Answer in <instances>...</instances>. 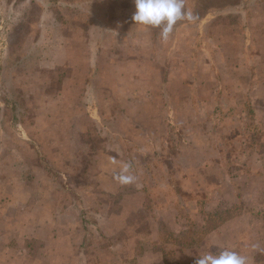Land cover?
<instances>
[{"label": "crops", "instance_id": "crops-1", "mask_svg": "<svg viewBox=\"0 0 264 264\" xmlns=\"http://www.w3.org/2000/svg\"><path fill=\"white\" fill-rule=\"evenodd\" d=\"M87 1L94 2V5H101L99 0H61L62 6H58L70 9L73 14L79 12L78 15L72 16L73 18L70 17L73 20L72 24L67 23L72 29V34L69 33L66 37L70 45L68 51L72 53L70 58L75 60L69 65L63 76L62 88H59L63 102H67L65 107L70 109L68 120L56 119L52 114L53 111L49 109L51 105H42L39 100L32 103L34 110L29 117V125L36 133L29 136L18 132L17 135L24 141L30 137L36 141V144H29L26 147L27 154L29 155L30 152L32 156L29 166L26 167L30 170V174L23 177L20 174L23 168L21 166L18 171H15V179L11 180V177L4 176L0 181V204L2 203L0 217L7 216L6 206L12 204L9 201L11 197L7 199L8 197L2 191L6 187L17 185L18 188L15 191V194H19L17 202L22 201L18 205L31 204L32 206L27 211L39 222L40 216L32 214L33 207L39 205V202L47 196L44 195V191L51 197L53 192L50 190L55 186L56 181L47 174L39 175L41 167L37 161V151L45 157V161L54 171L64 170L66 172L67 164H63V168L58 169V163H55L52 158L54 155L63 157L66 155L70 159V167L74 166L71 169L76 176H70L71 182L66 183L67 186L64 185L66 181L59 183L62 189L67 190L65 192L57 190V193L61 194L59 195L60 200L66 199L67 195L69 196L67 198L72 197L73 202L64 200L63 204L61 203V209L58 210V217L66 220L64 224L66 230L62 232L65 241L64 251L70 254L72 250H75L79 255L76 263L66 255L69 260H63L59 264H164L162 250L167 247L172 248L165 242L166 235L176 238L180 236L167 231L168 220L171 218L173 223L183 228L181 227L182 211L184 216L189 214L192 219L195 218L194 214L201 215V224L206 223L205 220L210 214L226 213L217 224L202 231L200 239L194 237L195 240L186 246L184 252H182V246L173 245L176 254V247H179L178 253L182 255L183 262L185 258H199L209 252L218 254L221 250L227 249L246 257L247 264H264V152L255 144V148L248 147L245 152L241 153L244 159H239L236 163L233 157L238 152L230 149L225 143L231 131L226 134L222 133V135L218 132L216 136L212 133L217 128H224L226 124H229L227 118L224 117L222 121H218L216 116L206 115L204 119H198L195 111L190 110V118L184 120L182 125L178 124V117H168L166 83L169 69L167 62L163 59L164 57L153 52L151 47L144 46V39L147 37L152 38L150 43H153L158 28L149 29V26L134 25L131 20L129 21V14H133L135 6L126 0L125 4H115L114 7L108 5L102 8L106 17L121 14L118 10L126 13L121 14L120 22L98 23L96 26L102 33L99 41H96L89 34L91 29H88L83 22V18H89L84 15ZM30 2L36 7H29L28 11H35L39 8L38 0H30ZM92 8L86 11L92 14L95 21L97 15L92 13V10L96 8L94 6ZM1 9H12L18 12L23 8L17 7L16 0H0ZM185 10H188L187 5H185ZM1 28L3 26L0 24ZM2 32L3 30L0 31ZM13 40H16V37ZM0 44L2 45L0 46V63L5 58L2 52L10 44L14 45V54L11 57L23 58L20 53H16L17 41H5L0 35ZM186 46L191 49L188 51V56L181 52L175 54L179 59L178 67L182 69L179 77L181 85L189 87V92H192L193 86L196 85H192L188 77L194 78L198 73L193 72L192 74L188 70L194 68L189 61L197 58L196 52L198 51H202V65L205 70L204 68L200 70L205 72L206 75H203L207 77L204 82H211L212 77L215 83V73L208 70L211 68L212 60L207 52L210 53L209 51L216 50V48L209 47V40L204 41L203 46L196 52H193L194 44ZM157 47L158 50L161 49L160 46ZM260 56L262 53L258 51V57ZM105 57L109 62L108 65L112 66L110 71H103L98 64V61ZM80 63H87L86 72L83 74L78 73L81 66L76 68V65ZM17 73L20 75V72ZM76 75H81L82 79H75ZM200 83L196 85V91L200 90L198 87ZM182 92H185V89ZM182 100L188 108L192 109L193 100L183 98ZM254 104L256 103L251 101L253 111ZM103 105L106 116L110 117L113 125L118 127L119 124L122 135H117L118 133L109 137L104 135L101 145L89 143V145H94L91 149L89 146L86 150L83 147L62 151L57 146L56 140H78L83 145L86 143L84 131L74 128L79 124L75 121L77 109L90 108L93 111L95 108L98 113V109L102 113ZM78 114L81 115V112L79 111ZM96 116L90 114L89 118L95 120ZM249 118L245 117L246 120ZM256 118L258 120V117ZM41 120L51 125L49 131L42 134V137L39 136L42 130L40 129ZM212 120L216 123L212 124L213 129L210 133L206 124ZM59 122L69 127L62 137H58L59 134L52 130V126ZM25 123L26 120L23 117H18L15 121L17 126L15 129H22ZM218 123L220 127L216 125ZM184 128L186 130L182 132ZM247 129L248 124L245 123L243 129L245 139H248ZM180 136H192L191 145L193 147H190L189 151L182 150L177 143V146L170 145L171 138L178 141ZM40 139H46L47 145L43 147ZM205 139L207 140L206 146L196 145L197 141L203 142ZM257 139V136L253 138L254 141ZM16 153H20V150ZM150 154L158 157L160 163L166 166V170L159 171L157 178L151 174L153 166L149 161ZM259 154L263 157L258 162ZM135 155L141 157V164L135 162ZM82 157H87L88 161L85 158L82 160ZM193 158L202 159L204 162L195 168L188 165L186 167L190 168L178 170L177 164L181 159L185 161L188 159L193 164ZM125 163L131 165V174L136 177L133 184L121 185L114 179ZM37 176L45 184L40 185ZM66 176L68 175H62L64 180H67ZM37 184L41 187L40 194L35 189ZM159 195L164 196L163 202L154 199ZM85 202L92 203L96 207L81 211L85 209ZM54 213L56 214L55 211ZM10 217L16 218L12 215ZM53 219L54 214L48 213L47 221L41 223V226L51 228L54 224ZM39 226L40 223L35 230ZM1 233L3 232L0 231ZM13 234L17 236V232ZM73 234L81 236L79 242V236ZM97 235L106 243L95 249L102 254L97 255L96 261L92 263L93 260L88 259V254H83V250L90 243L95 244V241L88 240L90 237L95 240L94 236ZM114 241L118 242L117 245ZM41 252H44L42 257L47 254L42 248L37 257ZM12 254L14 251L9 253V260ZM53 261L47 254L40 264H55ZM9 262L4 259L0 261V264H9ZM37 263L39 264V261Z\"/></svg>", "mask_w": 264, "mask_h": 264}, {"label": "rangeland", "instance_id": "rangeland-1", "mask_svg": "<svg viewBox=\"0 0 264 264\" xmlns=\"http://www.w3.org/2000/svg\"><path fill=\"white\" fill-rule=\"evenodd\" d=\"M99 1L101 5H94V2L87 1V6L85 7L86 10L93 9L92 6L96 8V10H92V13H96L97 20L94 21L92 14L86 10H84L85 14L82 13L89 17L88 19L83 18V22L88 29H91L89 34L96 41H99L102 33L96 26L98 23L120 22L121 14L126 13L123 10H118V13L121 14L106 17V13L104 14L102 10L108 5L114 7L113 5L115 4H125L126 0H119L118 2L112 0L113 4L111 0ZM129 1L135 6L134 0ZM16 2L17 7L21 6V9L23 8L22 11L0 10V24L3 26L0 29V31L3 30L0 35L5 41H17L18 50L16 53H20L23 56L22 59L11 57L14 54L13 44L8 45L4 51L2 50L5 58L0 63V181L4 176L11 177V180L15 179V171H18L21 166L23 168L22 171L20 170V174L23 175L32 160L30 152L29 155L27 154L26 147L29 144H36V141L31 137L27 139L28 141H24L17 136L18 132L29 136L36 133L29 125V117L34 110L32 103L39 100L42 105H51L49 109L53 111L52 114L56 119L68 120L70 109L68 110L65 107L67 102H63L62 92L59 91V88H62L63 76L69 65L75 60L70 58L72 53L70 54L68 51L70 45L66 37H68L69 33L72 34V29L67 23L72 24V16L78 15L79 12L77 14L74 12L73 14L70 9L58 7L62 6L61 0H38L39 8L35 9V11L27 10L29 7H36V5L30 4V0H16ZM185 5H187L189 11L198 17L195 22L178 21L167 42L162 41L160 28H158V33L155 35L153 43H150L152 38L149 39L147 37L144 39V46L146 48L151 47L153 52H156L162 58L164 57L163 59L167 62L169 69L166 83L168 117H178V124L183 125L184 120L190 118V110L195 111L198 119H204V117H207L206 115L210 117L217 116L214 114V110L220 105L224 110H221L219 115L224 114L229 124H226L224 128H217L212 133L216 136L218 132L222 135V133L226 134L231 131L230 134L228 133V140H225V143L230 149L232 148L238 152L233 157L234 161L236 160V163H238L239 159H244L241 153L245 152L248 147L255 148V144L264 152V0H185ZM132 13L134 14V12ZM133 14H129V17L131 18ZM130 18L129 21H132ZM133 24L135 25L134 22ZM101 25L106 26L104 24ZM150 28L153 27L149 26ZM14 37H16V40H13ZM206 40H209L210 48L214 46L217 50L214 49L209 51L210 53L207 52L212 60L211 68L208 70L215 73V83L212 77L211 82L205 83L204 79H207V77H204L203 74L206 75V73L201 72L204 68L202 65L203 59L201 58L202 51L198 50H200ZM187 44H194L193 52L198 51L196 52L197 58L194 61H189L194 68L188 70L192 74L193 72L198 73L194 78L188 77L192 85H197L201 81L198 85L200 89L198 91H196L197 86L195 85L192 92H189L190 88L181 85L179 80L182 69L178 67L179 59L175 54L181 52L188 56V51L191 49L186 46ZM0 46L2 45L0 44ZM157 46H160L161 49L159 48L158 50ZM258 51L262 53V56L258 57ZM46 55L50 58L46 57ZM108 63L106 57L98 61L103 71H110L112 66H109ZM79 66L81 67L78 73H85L87 63L77 64L76 68ZM17 72H20V75ZM79 78L82 79V76H75V79L78 80ZM184 89L185 92H182ZM182 98L194 101L192 109L183 103ZM244 100H248L250 104L251 101L256 103L249 120L245 119L246 113L241 108V103ZM101 110L103 111L102 113H100V109H98V113L95 108L93 111L90 108L77 109L75 121L79 124L74 128L78 131H84L83 134L86 139L84 145L78 140L63 141L59 139L55 141L57 146L62 151L69 148L72 150L73 148L79 149L83 147L86 150L89 148V143L101 145L104 135L106 137L115 133L122 135V129H120L119 124L118 127L113 125L110 117L106 116L104 105ZM79 111L81 115L78 114ZM90 114L97 115L95 120L89 118ZM18 117H23L26 120L25 125L20 130L15 129L17 127L15 121ZM256 117H258V120ZM79 120L80 122H78ZM214 121H208L206 124L210 133L213 129L211 128L212 124L216 123ZM245 123L248 124L246 133L248 139H245V132H243ZM216 125L220 127L219 123ZM50 126L44 120H41L40 129L42 130H40L39 136L42 137V134L49 131ZM68 129V126L60 122L52 126V130L59 134L58 137L66 134ZM255 136L258 138L257 141L253 140ZM191 137L180 136L178 141L171 138L170 145L173 146L177 143L182 150L189 151L188 149L193 147L191 145ZM39 141H42L43 147L47 145L46 139H40ZM203 142L197 141L196 145L206 146L207 140L205 139ZM18 150H20V153L17 154ZM262 157L259 154L258 162ZM52 158L55 163H58V169H62L63 164H67L66 172L64 170H55L54 180L56 182L55 186L50 190L53 192L51 197L44 191V195L47 196L39 202V205H34L32 214L40 216L39 222L37 218L31 217V213L27 211L32 206L31 204L18 205L21 200L17 202L19 197V194H15L18 188L17 185L6 187L2 191L8 197L7 199L11 197L9 201L12 204L6 206L8 209V220L7 216L0 217V231L3 232L0 234V261L7 259L10 261L9 264L12 262L14 264H38L37 261H39L40 264L41 261H44L47 254L54 260L53 263L55 262V264L69 259L76 263L78 260L79 253L77 251L72 250L70 254L64 251L65 241L62 232L66 230L64 228L66 220L58 217L61 203L63 204L64 200L71 202L73 200L72 197L67 198L69 197L67 195L66 199L60 200L59 195L61 194L57 193V190H63L64 192L67 190L62 189L59 183L66 181L64 185L67 186L71 182L70 176L75 177L76 173L71 169L74 166L70 167L68 156L54 155ZM149 158L153 166L151 174L158 177L159 171L166 170V166L161 164L155 155L150 154ZM85 159L88 161L87 157ZM134 159L137 164L142 163L141 157L135 155ZM219 173L221 176V172ZM63 174L68 175L66 176L68 177L67 180H64ZM37 178L40 185L45 184L39 177ZM214 180H216V177H214ZM39 184L35 186L38 194L41 193ZM154 199L163 202L164 196H155ZM79 201L82 202V200ZM84 204L85 209L83 208L81 211L96 207L92 203L85 202ZM168 212L169 214L171 213L170 209ZM48 213L50 215L54 214L52 222L54 224L52 227L50 226L51 228H46L44 225L41 226V223L47 221L46 216ZM225 214V212L210 214L205 220L206 223L201 224V215L194 214L195 218L193 217L192 219L189 214L184 216L182 211L181 227L183 226V228L173 223L170 218L167 223V231L180 235L178 237V245L182 246L181 249L184 252L186 246L195 240L194 237L200 239L202 237L200 233L217 224ZM10 215L16 216V218L10 217ZM38 223H40V226L35 230ZM14 232H17V236L13 234ZM73 235L79 236L78 234ZM94 237L95 240L90 237L88 241H95V244L90 243L89 246H85L83 254H88L89 257L95 259L102 254L95 249L106 243V241L100 240L98 235ZM80 239L81 236H79L78 242ZM114 242L117 245L118 242ZM42 248L47 254L42 257L41 255L44 252H41L40 256L37 257ZM176 248L177 258L183 262L182 255L178 253L180 249L179 247ZM12 251H14V254L10 255L9 260L8 255ZM66 255H68L69 259ZM104 259L106 260V258ZM91 262L93 263V261Z\"/></svg>", "mask_w": 264, "mask_h": 264}, {"label": "clouds", "instance_id": "clouds-1", "mask_svg": "<svg viewBox=\"0 0 264 264\" xmlns=\"http://www.w3.org/2000/svg\"><path fill=\"white\" fill-rule=\"evenodd\" d=\"M135 11L132 21L141 26L161 29V39L167 42L178 21L195 22L191 11L185 10L184 0H134ZM114 179L121 185L133 184L136 177L131 174V165L125 163ZM196 264H247V258L231 250H221L218 254L206 253L196 260Z\"/></svg>", "mask_w": 264, "mask_h": 264}, {"label": "trees", "instance_id": "trees-1", "mask_svg": "<svg viewBox=\"0 0 264 264\" xmlns=\"http://www.w3.org/2000/svg\"><path fill=\"white\" fill-rule=\"evenodd\" d=\"M241 108L244 109L245 113H246V117L249 118L252 114H253V110L251 108V104L249 103L248 100H244L243 103H241ZM221 110H224L222 106H217L214 110V114L217 115L216 116V120L218 119V121H222L225 117L224 114H220L219 113L221 112ZM218 113V114H217ZM172 129V128H171ZM186 129H182V132H184ZM248 130V129H247ZM111 144H113V142H111ZM90 149L94 147V145L90 144ZM173 146H177L176 143L173 145ZM38 157H37V161H38V164L40 165L41 167V170H40V174H43V175H48L52 178L55 179L54 175L56 174V172L52 169V167L50 165H48V163L45 161V157L42 156L38 151ZM201 157H203V155L200 154ZM199 156V157H200ZM83 159L82 160H85L84 158L86 157H82ZM176 158V157H175ZM173 158V159H175ZM204 160H196L193 158V164L191 162H189V160L187 159L185 161V159H181L180 162H176V164L178 165V170L182 171L183 168H195L196 166H199L201 164H203ZM190 166V167H186V166ZM29 175L30 174V170H26L24 173H23V177L26 175ZM147 174H150L147 172ZM38 175V174H36ZM31 176H32V173H31ZM142 176V175H141ZM38 177V176H37ZM157 178V177H156ZM141 179V178H140ZM178 238L172 236V235H166V239H165V242L167 244H172L174 246H177L178 245ZM171 245V246H172ZM162 256H163V260H164V264H196V260L198 258H187L184 262H181L177 259V256H176V251L175 249L171 247H167L166 249L164 248L162 250ZM88 259H92L93 262H95L96 260L92 257H88ZM94 264V263H93Z\"/></svg>", "mask_w": 264, "mask_h": 264}]
</instances>
